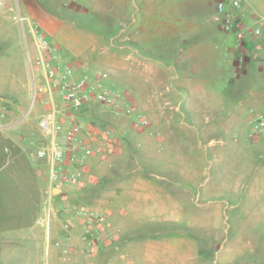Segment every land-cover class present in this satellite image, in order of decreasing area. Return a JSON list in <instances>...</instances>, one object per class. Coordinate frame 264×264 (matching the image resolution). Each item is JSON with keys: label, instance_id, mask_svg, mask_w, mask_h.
Instances as JSON below:
<instances>
[{"label": "rangeland", "instance_id": "374dc122", "mask_svg": "<svg viewBox=\"0 0 264 264\" xmlns=\"http://www.w3.org/2000/svg\"><path fill=\"white\" fill-rule=\"evenodd\" d=\"M80 1L88 8L82 10L84 16H90L89 19H84L89 24L86 29L99 37L96 50H89L90 60L87 66L82 69L79 66L82 76L92 79L99 77L104 88L121 92L129 99L127 85L120 82V74L115 77L114 70L101 62L109 54L105 53V46L113 44L120 53L119 46L125 42L127 35H139L146 40L145 44H139L144 54L157 58L161 56L152 50V44L156 47L163 46V39L157 37V33L151 34L150 28L125 26L127 21L99 20L103 12L119 13L118 4H106L109 0ZM146 1L139 0L138 6L146 7ZM162 1L164 0H160ZM36 3L48 7L49 1L36 0ZM136 15L140 19L141 11H134L131 17ZM206 16L212 17V9L207 10ZM201 18L205 19V16ZM105 22L112 24L105 26ZM208 29L210 37L205 42L206 55L208 66L215 70L219 65H224L229 57L224 55L222 48H214L215 43L221 42L224 33L217 29L216 24L210 25ZM79 35L83 44L89 42L86 32H80ZM163 60L165 65L171 63L165 55ZM11 62L19 66L18 70L22 74V59L15 52V44L12 42L9 46L0 48V71L6 70ZM227 69L228 73L223 77L216 74L212 77L214 88H218L214 90L219 98L231 94L228 88L232 70L230 66ZM150 83L151 81L148 82L149 88L141 96L140 85L137 81L131 82V94L138 105L145 102L151 104L158 98L162 99L163 96ZM29 86L28 84L25 91L22 88L17 90L13 98L9 87L6 90L0 89V101L6 105L7 114L10 111L18 113L15 116L19 117L27 109V120H30L27 126L22 122L11 123L10 115L6 114L1 121L3 124H0L3 125L0 131V264H46L49 245L50 250L56 249V256L60 258L63 246L78 243L75 237L68 240L61 227L64 221L73 220L70 208L74 205L88 206L104 216L103 239L97 245L94 255L88 257L90 261L93 260V264H104V247H100L111 238L107 224L109 214L105 204L111 192L118 190L120 183L127 178L125 169L134 166H144L140 173L150 179V187L154 189L159 204L154 206L153 198L147 201L137 200L149 190H136L131 181H124L120 195L122 203L116 207L126 221H132L137 215L136 223L140 225L141 232L145 233L144 236L158 233L153 237L175 239L176 242L185 240L191 245L193 264H264V166L231 165L232 161L239 158L241 162H248L251 151L246 143L251 141L249 133L252 132L254 123L250 122L249 118L252 120V116L244 99L248 94L247 89L253 87V76L249 78L246 89H242L239 94L238 99L243 101L241 108L245 110L239 128H234L237 134L218 133L212 137L211 142L202 137L197 139L202 150H208L207 166H184L185 154L192 155L186 147L175 149L162 144L145 155L136 150L134 133L151 126L150 112L139 111L136 103L132 104L134 115H129L125 112L126 104L119 111L97 101L72 106L55 94L61 105H68L66 111L77 117L91 131V134L84 136L85 143L90 147L89 153L86 154L84 150L78 154H85L83 180L79 187L68 186L64 198L60 195L54 201L53 208L58 211L57 217L49 215L46 186L42 180L47 164L45 158L38 155L40 142L44 138L39 127L40 99H33ZM44 98L47 99L46 96ZM236 100L237 97L234 98ZM170 105L178 106L172 118L175 122L185 120L191 123L188 116L184 117V102L175 99L167 106ZM140 117L146 118L148 122L143 124L136 121ZM133 121L135 127L131 128L128 124ZM26 131L27 144H24L27 147L21 144V136ZM217 162L219 166H216ZM165 165L171 166L173 170L161 172L165 175L164 178L152 175V166ZM186 174L193 175L192 179L187 178ZM120 176H124L123 180H120ZM112 209L117 211L116 208ZM157 210L163 211L158 213ZM169 211L176 213V216L165 222L160 215ZM23 228H27V235L23 234ZM25 238L26 251L19 244ZM14 246L16 250L12 249ZM79 253L74 250L69 252V256L75 258L80 255L86 259Z\"/></svg>", "mask_w": 264, "mask_h": 264}, {"label": "crops", "instance_id": "0c3cea01", "mask_svg": "<svg viewBox=\"0 0 264 264\" xmlns=\"http://www.w3.org/2000/svg\"><path fill=\"white\" fill-rule=\"evenodd\" d=\"M48 1V7H43L37 4L36 0H20L19 7L25 17L24 23L21 24L14 18L17 12L16 0H0V48L9 46L11 42L14 43L15 52L22 59V74L18 70L19 66L14 62H11L8 68H5L6 70L0 71V89L6 90L9 87L12 98L20 88L24 91L27 90L28 84L32 92V69L35 66H30L29 57L36 53V42L31 30L32 24H36L45 36L59 46L62 60L74 67L75 78L82 77L81 69L89 63V50H96L99 37L93 31L86 29L89 24L85 23L84 19H89L90 16L88 14L84 16L82 13V10H88L82 5V1ZM138 1H106V4H118L120 11L117 14L103 12L99 18L100 21H127L125 26L150 28L149 32L157 33V37L163 39L164 42L163 46L158 45V47L152 44V50L161 56L157 58L144 54L139 44H145L146 40L139 35H127L124 38L125 42L119 46L120 53L116 51L117 47L113 44L104 48L105 53L109 54L106 59L102 58L101 62L114 70L115 77L120 74V82L127 85V97L137 104V109L150 112L151 126L134 133V148L145 155L162 144L175 149L186 147L185 149L190 150L192 155L185 154L184 166H207L208 150H202V145L198 143L197 139L202 137L211 142L212 137L218 133L237 134L234 128H239L245 110V108H241L243 101L238 98L242 89H246L248 86L251 76H253V87L247 89L248 94L244 99L247 101L249 114L253 116L255 113L264 112V37L239 42L233 32L222 31L218 23L213 20L219 0H164L162 2L147 0V6L142 8L138 6ZM225 7L240 16L245 23L251 22L256 14H264V0H242L239 8H234L231 0H225ZM209 8L212 9L211 18L206 16ZM136 10L142 13L140 19L137 15L131 17ZM202 16H205V19L201 18ZM103 24L106 26L112 23L105 22ZM212 24H216L217 29L224 33L221 42L215 43L214 48H222L224 55L229 57L228 60L225 57V64L219 65L215 70L208 66L207 46H205L206 40L210 37L208 27ZM80 32L87 33L89 42L82 43ZM258 42L261 44L260 48L256 46ZM164 55L171 61L169 65H165ZM228 66L231 67L232 76L230 87L226 88L231 91V94L219 98L214 90L218 88H214L212 77L215 74L222 77L226 75ZM115 77L112 79L113 81ZM132 81H137L140 85L141 96L149 88L148 82L151 81L150 85L153 84L158 94L163 96L162 99L158 98L151 104L145 102L138 105L139 103L133 99L131 94ZM45 96L47 99L44 98ZM36 97H39L41 104L38 107L39 118L51 107L52 101L61 109H66L65 105H61L56 100L55 95L51 98L45 93H39ZM236 97L237 100L234 101ZM175 99L185 103L184 117L188 116L191 123L185 120L177 123L172 119L178 106L170 105L168 107L167 105ZM125 101H127L126 98ZM26 110L19 117L15 116L18 113L8 111L10 122H22L27 126L30 120H27ZM6 114V105L0 101V124H3L1 121L6 117ZM69 114L66 111L65 114H59V118L65 122ZM249 119L251 122V118ZM128 125L134 128L135 122ZM249 135L251 141L246 143L251 150L248 162H241L239 158L232 161V166H264V133L252 134L250 132ZM48 140V136L44 135L40 142L41 146ZM21 141V144L25 145L24 142L27 144V131L22 134ZM106 143L107 145L111 144L110 141L109 144ZM238 145L241 148V143ZM25 147L27 146L25 145ZM214 154L217 152L214 151ZM46 164L42 180L45 182L44 186L47 187L49 176L47 161ZM167 166H152V175L156 178H164L165 175L161 172L173 170L171 166ZM216 166H219L218 162ZM143 167H127L125 169L127 178L124 181H131L132 187L136 190H149L137 200L147 201L149 198H153L154 206H158L156 193L150 187V179L140 173ZM185 176L189 179L193 177L191 174ZM123 177L120 176V180H123ZM124 181L120 183L118 190L111 192L105 204L109 214L107 224L111 238L104 241L105 245L100 247V249L104 247L103 252L106 257L104 264H193L191 245L187 244L185 240L176 242L175 239L153 237L158 233L144 236L145 233L141 232L140 225L136 223L137 215L132 221H126L116 207L122 203L120 195ZM112 207L117 211H113ZM157 211L161 213L163 210ZM175 216L176 213L172 211L160 215L165 222ZM77 230L75 229V231ZM23 234L27 235V228H23ZM26 240L27 238L19 242L25 251L27 250ZM75 241L78 242L76 238ZM49 246L46 264L94 263L93 260L90 261L91 259L87 257L86 259L82 258L80 255L71 258L69 262L62 261L56 256V249L51 248L50 250ZM12 249L16 250L15 246Z\"/></svg>", "mask_w": 264, "mask_h": 264}, {"label": "built area", "instance_id": "2783aa9c", "mask_svg": "<svg viewBox=\"0 0 264 264\" xmlns=\"http://www.w3.org/2000/svg\"><path fill=\"white\" fill-rule=\"evenodd\" d=\"M17 2V12L14 18L21 24L25 17L21 13ZM242 0H231L234 8L241 6ZM213 20L218 23L224 32H233L239 42H247L264 37V14H256L252 21L245 23L240 16L229 11L225 2L219 0L216 4V12ZM32 33L36 42V53L29 57L32 69L33 99L39 93H45L53 98L58 94L72 106H82L94 101L109 106L115 111L122 110L133 114V100L127 99L121 92L104 88L99 77L96 79L82 76L75 78L74 67L62 60L61 51L50 38L45 36L36 24H32ZM257 48L261 47L258 42ZM66 106V105H65ZM68 105L66 106V108ZM66 109L58 107L54 101L39 118V127L49 140L38 150V155L46 159L49 165L48 186L45 188L46 202L50 216H58V211L53 208L54 201L60 195L64 198L68 186L79 187L84 177L85 154L90 147L85 143V134H91L90 129L84 127L81 121L69 114L67 121L59 118V114H65ZM138 122L146 124V118H137ZM254 134L264 133V112L255 113L252 116ZM3 125H0V131ZM70 216L73 220H66L61 227L65 231L66 238L74 237L78 244L69 243L62 247L60 259L69 262V252H80L84 257H91L99 242L103 239L102 226L104 216L97 214L92 208L85 205H74L70 208ZM75 229H78L75 231ZM103 235V236H102Z\"/></svg>", "mask_w": 264, "mask_h": 264}]
</instances>
